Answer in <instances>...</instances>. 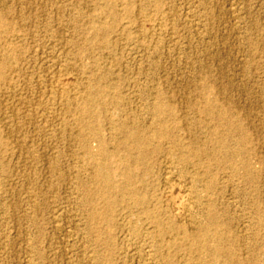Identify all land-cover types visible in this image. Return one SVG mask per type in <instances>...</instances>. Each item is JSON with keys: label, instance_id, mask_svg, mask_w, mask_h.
I'll return each instance as SVG.
<instances>
[{"label": "rangeland", "instance_id": "obj_1", "mask_svg": "<svg viewBox=\"0 0 264 264\" xmlns=\"http://www.w3.org/2000/svg\"><path fill=\"white\" fill-rule=\"evenodd\" d=\"M105 2L0 0V13L6 12V22L24 41L20 65L12 79L20 91L9 94L2 90L4 83H0V264H261L264 0H112V8L116 12L120 9L122 16L118 22L102 14ZM126 3L135 15L141 14L138 8L142 5V13L153 15L161 10L163 25L156 30L160 36L154 32L144 40L136 35V24L125 12ZM93 26H103L105 32L94 33ZM121 32L130 34L123 37ZM59 33L68 40L67 53L62 50ZM6 42L0 27V53H5ZM54 61L74 65L79 78L87 80V93L79 91L71 96L80 103L88 94L93 101L88 111L77 105L65 109L58 99L46 93ZM39 92L42 99L36 96ZM18 94L22 101H18ZM38 98L45 103L46 111L26 101L38 102ZM158 103L164 106L162 113L154 109ZM158 130L165 134L157 133ZM129 132L151 137V143L143 150L159 144L162 151L141 154L133 148ZM96 138H102L112 149L109 169L104 171L114 172L113 181L120 190H107L102 182L91 179V157L82 143L87 141L94 153L98 146ZM168 164L173 167L169 174L164 169ZM123 167H130V181L122 176ZM167 176L182 182L185 193L198 195L200 202L197 199L199 203L188 222L195 229L191 234H207H203V239L207 237L203 243L207 249L222 241L227 246L221 244L234 249L231 250L235 259L219 256L214 261L211 254L204 259L189 249L187 243H193L192 236L186 245L179 246L187 238L181 232L155 235L152 219L147 217L144 207L148 204L151 208L159 202L166 206L163 190ZM212 177L216 184L211 193L205 192L206 182ZM135 196L145 197L148 203H135ZM207 209H212L216 217L210 230ZM92 212L97 214L96 219L91 218ZM159 253L168 254H160L161 257Z\"/></svg>", "mask_w": 264, "mask_h": 264}, {"label": "bare ground", "instance_id": "obj_2", "mask_svg": "<svg viewBox=\"0 0 264 264\" xmlns=\"http://www.w3.org/2000/svg\"><path fill=\"white\" fill-rule=\"evenodd\" d=\"M106 2V4H105V9L103 10V13L102 14H104V17L105 16H111L112 18H113V21L112 22H114V21H117L118 22V19H119V13L118 12H120L119 10V8L118 7H116V8H118L119 10H118V12H116L113 8H112V6L114 5V3L112 2V0H105ZM129 1V0H128ZM143 1V0H142ZM20 2V1H19ZM35 2V1H34ZM40 2V1H39ZM117 2V1H116ZM118 2H119V0H118ZM131 2V1H130ZM45 3V2H44ZM36 4V3H35ZM78 4V3H77ZM131 4V3H130ZM116 6L117 5H119V4H115ZM132 5V4H131ZM26 6V5H25ZM46 6V5H45ZM55 6V5H54ZM57 6V5H56ZM58 7V6H57ZM73 7V6H72ZM122 7V6H121ZM141 7V6H140ZM142 7H143V5H142ZM141 7V8H142ZM154 7V6H153ZM56 8V7H55ZM103 8V7H102ZM115 8V7H114ZM141 8H138L139 10V12L141 13V14H139V15H135L134 13H133V11L131 10V8L129 7V4L128 3H126V6H125V12L127 13V15H128V17H129V20L131 21V22H133L134 24H136V29H137V31L135 30V34L137 35V34H139V36L140 37H142L141 39H143L144 38V40H145V38H149L150 36H152V34L154 33V32H156V30H159V27L161 26L162 27V23H163V21H162V19H163V16H161L160 14V12H161V10L159 11V9H157V11L156 12H154L155 14H153V12H152V14L153 15H151V14H147V13H145V12H141L140 11V9ZM146 8V7H145ZM156 8V7H155ZM168 8H170V7H168ZM18 10V9H17ZM22 10V9H21ZM72 10V9H71ZM79 10V9H78ZM81 10V9H80ZM102 10V9H101ZM144 10V9H143ZM42 11V10H41ZM148 11V10H147ZM168 11V10H167ZM23 12V11H22ZM72 12H74V11H72ZM79 12V11H78ZM81 12V11H80ZM79 12V13H80ZM151 12V11H150ZM149 12V13H150ZM59 13V12H58ZM82 13V12H81ZM80 13V14H81ZM94 13V12H93ZM126 13L125 14H123V16L124 15H126ZM136 13V12H135ZM23 14V13H22ZM73 14V13H72ZM101 14V15H102ZM121 14V13H120ZM235 14V13H234ZM75 15V14H74ZM87 15V14H86ZM85 15V16H86ZM90 15H91V11H90ZM122 15V14H121ZM162 17V19L160 18V16ZM165 15V14H164ZM5 16H6V12H4V13H0V27H2L3 29H4V34H5V38L7 39V42H6V44L4 45V52L5 53H0V83H4V86H3V91H7V93H9V92H12V93H14V94H16V93H18L19 91H20V89L21 88H19V86L15 83V82H12V79L14 78V73L15 72H17V70H18V66L20 65L19 64V62L21 61V58H22V54H21V44H22V42H24V41H22V38H21V34H19L18 32H16L15 30H13L12 29V27H11V25H9L7 22H6V20H5ZM32 16H34V15H32ZM68 16H69V14H68ZM71 16V15H70ZM97 16V15H96ZM159 16V17H158ZM236 16V15H235ZM26 17V16H25ZM90 17H92V16H90ZM120 17H122V16H120ZM82 18V17H81ZM167 20H169V17L167 16ZM237 18V17H236ZM19 19V18H18ZM34 19H36V18H34ZM73 19V18H72ZM72 19H71V21H72ZM97 19H98V17H97ZM101 19V18H100ZM121 19V18H120ZM123 19V18H122ZM128 19V18H127ZM9 20V19H8ZM25 20V19H24ZM61 20V19H60ZM33 21H36V20H33ZM124 21V20H123ZM122 21V22H123ZM162 21V22H161ZM65 22V21H64ZM78 22V21H77ZM95 22V21H94ZM121 22V23H122ZM171 22V21H170ZM55 23V22H54ZM26 24V23H25ZM120 24V23H119ZM165 24H167V23H165ZM3 25V26H2ZM45 25V24H44ZM110 25H111V23H110ZM115 25H116V23H115ZM121 25V24H120ZM122 25H123V23H122ZM169 25H170V23H169ZM56 26V25H55ZM60 26V25H59ZM63 26H65V24L63 25ZM84 26V25H83ZM104 26V25H103ZM103 26H93V30H94V33H97V34H100V33H102L103 31L105 32V30H104V28H103ZM112 26V25H111ZM126 27V26H125ZM135 27V26H134ZM167 27H169V26H167ZM40 28V27H39ZM65 28V27H64ZM68 28H70V27H68ZM127 28V27H126ZM125 28V29H126ZM166 28V27H165ZM77 29V28H76ZM114 29V28H113ZM170 29V28H169ZM211 29V28H210ZM49 30V29H48ZM55 30V29H54ZM62 30V29H61ZM118 30V29H117ZM127 30V29H126ZM163 30V29H162ZM173 30V29H172ZM75 31V30H74ZM87 31V30H86ZM120 31V30H119ZM55 32V31H54ZM71 32V31H70ZM69 32V33H70ZM138 32V33H137ZM50 33V32H49ZM61 33V32H60ZM60 33H59V38L61 39V42H62V44H63V52L64 53H67L66 52V50H67V47L68 46H66L67 45V43H68V40L67 39H65L64 37H63V34L62 35H60ZM122 34V36L124 35H126V34H128V33H123V32H121ZM162 33V32H161ZM130 34V33H129ZM132 34V33H131ZM156 34H158V36H160V34H159V32H156ZM103 35V34H102ZM133 35V34H132ZM154 35V34H153ZM162 35V34H161ZM164 35V34H163ZM123 36V37H124ZM198 36V35H197ZM202 36V35H201ZM23 37V36H22ZM128 37H130V35L128 36ZM136 37V36H135ZM154 37V36H153ZM152 37V38H153ZM166 37V36H165ZM134 38V37H133ZM139 37H137V39H138ZM151 38V37H150ZM114 39V38H113ZM132 39V38H131ZM170 39V38H169ZM74 40V39H73ZM135 39H133L132 41H134ZM148 40V39H147ZM164 40V39H163ZM125 41V40H124ZM141 41V40H140ZM155 41V40H154ZM158 42H159V40H157ZM161 41V40H160ZM130 43V42H129ZM151 43H153V42H151ZM155 43H156V41H155ZM155 43H154V47H156L155 46ZM160 43V42H159ZM1 44V43H0ZM34 44V43H33ZM23 45V44H22ZM134 45V44H133ZM142 45V44H141ZM151 45V44H150ZM156 45H158V44H156ZM149 46V45H148ZM58 47V46H57ZM136 47V46H135ZM145 47V46H144ZM147 47V46H146ZM145 47V48H146ZM150 47H152V46H150ZM158 47V46H157ZM62 48V47H61ZM142 48V47H141ZM153 48V47H152ZM44 49V48H43ZM148 49H150V48H148ZM147 49V50H148ZM41 50V49H40ZM60 50V49H59ZM116 50V49H115ZM120 50V49H119ZM153 50V49H152ZM151 50V51H152ZM154 50H156L155 48H154ZM158 50V49H157ZM62 52V53H63ZM69 52V51H68ZM70 53V52H69ZM158 53V52H157ZM160 53V52H159ZM149 54V53H148ZM59 55H60V53H59ZM65 55V54H64ZM73 55V54H72ZM135 55V54H134ZM61 56V55H60ZM70 56V55H69ZM65 57V56H64ZM35 58H36V56H35ZM67 58H69V57H67ZM71 58V57H70ZM89 58V57H88ZM251 58V57H250ZM110 59V58H109ZM114 58H112V60H113ZM67 61H69L68 59H67ZM77 61V60H76ZM97 61V60H96ZM57 62V61H56ZM66 62V61H65ZM70 62V61H69ZM80 62V61H79ZM95 62V61H94ZM46 63V62H45ZM72 63V62H71ZM78 63V62H77ZM250 63V62H249ZM65 64V63H64ZM56 64L55 63V61H54V65L49 69V72H50V74H51V77H52V79H51V77H50V83H49V89L47 88V87H45V88H47L48 89V91L46 92L45 90H43V91H45L46 93H48V94H50L51 96H54L55 97V99H58V102H61V105L63 106L64 105V107H65V109H66V107H70V106H78L80 109H82V110H86V111H88L89 109H90V107L92 106V104H93V101H92V99H91V97L87 94H85L84 95V99H83V101L82 102H80V103H78V102H75V100L72 98V96H71V93H74V92H79V91H81V92H83V93H87V90H89V89H87L88 88V83L84 80H82V79H80L79 78V73H77L78 71H77V69L74 67V65H72V64ZM81 64V63H80ZM48 65V64H47ZM46 65V66H47ZM97 65V64H96ZM25 66V65H24ZM77 66V65H76ZM80 66V65H79ZM250 66V65H249ZM45 67V66H44ZM50 67V66H49ZM48 67V68H49ZM100 67V66H99ZM109 67V66H108ZM43 68V67H42ZM76 70H75V69ZM79 68H81V67H79ZM47 68H45V70H46ZM117 69V68H116ZM45 70H43V71H45ZM74 70L75 71H77V72H74ZM79 70V69H78ZM82 70H83V67H82ZM46 71H48V69L46 70ZM45 71V72H46ZM80 71V70H79ZM91 71V70H90ZM41 72V71H40ZM103 72V71H102ZM43 73V72H42ZM81 73V72H80ZM86 73V72H85ZM112 73V72H111ZM39 74H41V73H39ZM44 74V73H43ZM49 74V75H50ZM82 74V73H81ZM80 74V75H81ZM102 74V73H101ZM110 74V73H109ZM30 75V74H29ZM42 75V74H41ZM41 75H39L40 77H41ZM31 76V75H30ZM128 76V75H127ZM32 77V76H31ZM34 77V76H33ZM38 76H36V78H37ZM39 77V78H40ZM43 77H45V76H43ZM47 77V76H46ZM126 77V76H125ZM128 78V77H127ZM26 79H28V78H26ZM38 79V78H37ZM43 79V78H42ZM47 78H45V80H46ZM86 79V78H85ZM36 80V79H35ZM49 80V79H48ZM110 80V79H109ZM26 81V80H25ZM42 81V80H41ZM116 81V80H115ZM37 82H40V80L39 81H37ZM89 82V81H88ZM132 82V81H131ZM24 83H26V82H24ZM43 83V82H42ZM127 83V82H126ZM23 84V83H22ZM46 84H48V82H46ZM31 85V84H30ZM43 85V84H42ZM103 85V84H102ZM165 85V84H164ZM48 86V85H47ZM101 86V85H100ZM167 86V85H166ZM21 87V86H20ZM102 89H103V87H101ZM44 89V88H43ZM24 90V89H23ZM30 91V90H29ZM24 92V91H23ZM6 93V92H5ZM82 93V94H83ZM89 94H90V92H88ZM10 94V93H9ZM30 94V93H29ZM38 94H41L40 92L39 93H37V95L36 96H39ZM45 93H43V95H44ZM48 94H47V96H48ZM21 95V94H20ZM25 95H27L26 93H25ZM49 95V96H50ZM75 95V94H74ZM80 95V94H79ZM16 96V95H15ZM18 96H19V94H18ZM18 96H16V98L18 97ZM41 96V95H40ZM39 96V97H40ZM46 96V95H45ZM44 96V97H45ZM47 96L45 97V100L47 99ZM81 96V95H80ZM79 96V97H80ZM83 96V95H82ZM112 96V95H111ZM20 97L21 96H19V99H18V101L19 100H21L22 101V99H20ZM22 97H24V96H22ZM31 97H33V96H31ZM30 97V98H31ZM75 97H76V95H75ZM15 98V99H16ZM25 98H27L26 96H25ZM29 98V97H28ZM27 98V99H28ZM41 98V97H40ZM40 98H38V99H40ZM95 98V97H94ZM33 100H35L34 98H32ZM32 99H30V100H26L27 101V103H31L32 105H34V104H36L35 105V107H37V109L38 108H44V105L43 104H45V103H43V100H38V102L37 101H35V102H33L32 101ZM75 99H77V98H75ZM81 99V100H82ZM17 100V99H16ZM49 100V99H48ZM60 100V101H59ZM78 100V99H77ZM79 100H80V98H79ZM47 101V100H46ZM57 101V100H56ZM56 101H54V103L56 102ZM174 101V100H173ZM189 101V100H188ZM228 101V100H227ZM0 102H2V101H0ZM33 102V103H32ZM18 103H20V102H18ZM22 103V102H21ZM20 103V104H21ZM24 103L26 104V105H28L25 101H24ZM53 103V105L55 106V104ZM172 103V102H171ZM12 104V103H11ZM49 104H50V102H49ZM58 104V103H57ZM56 104V105H57ZM30 105V104H29ZM28 105V106H29ZM180 105V104H179ZM15 106H16V103H15ZM47 106V105H46ZM171 106V105H170ZM14 107V106H13ZM27 107V106H26ZM31 107V106H30ZM57 107V106H56ZM56 107H54V108H56ZM12 108V107H11ZM31 108H33V107H31ZM30 108V109H31ZM59 107H57V109H58ZM3 109H4V107H3ZM25 109V108H24ZM27 109H29L28 107H27ZM45 109V108H44ZM60 109V108H59ZM58 109V110H59ZM76 109H77V107H76ZM154 109H155V111L157 112V113H162V111L164 110V106H163V104H156L155 106H154ZM36 109H34L33 111H35ZM47 109H45V111H46ZM50 110V109H49ZM54 110V109H53ZM73 110V109H72ZM5 111V110H4ZM12 111H14L13 109H12ZM36 111H38V110H36ZM42 111H44V110H42ZM41 111V112H42ZM68 111V110H67ZM48 112V111H47ZM59 112H61V111H59ZM13 112H11V114H12ZM34 113V112H33ZM55 113H57L56 111H55ZM64 113V112H63ZM8 114V113H7ZM14 115H15V111H14V113H13ZM26 114V113H25ZM62 114V113H61ZM4 115V114H3ZM22 115V114H21ZM16 116V115H15ZM29 116V115H28ZM49 116V115H48ZM60 116V115H59ZM31 117H32V115H31ZM61 117V116H60ZM62 117H63V114H62ZM136 118V117H135ZM28 119V118H27ZM37 119V118H36ZM30 120V119H29ZM45 120V119H44ZM58 120V119H57ZM65 120V119H64ZM9 121H10V118H9ZM22 121V120H21ZM36 121V120H35ZM49 121V120H48ZM60 121H61V119H60ZM62 121H63V118H62ZM69 121V120H68ZM67 121V122H68ZM22 122H24V121H22ZM32 122V121H31ZM46 122V121H45ZM53 123L54 122H56V121H52ZM47 123V122H46ZM57 123V122H56ZM70 123V122H69ZM34 124V123H33ZM36 124V123H35ZM51 124V123H50ZM59 124H62V123H59ZM68 124V123H67ZM127 124V123H126ZM13 125V124H12ZM48 125V124H47ZM87 125V124H86ZM46 126V125H45ZM51 126V125H50ZM62 126V125H61ZM15 127V126H14ZM49 127V126H48ZM57 127H58V124H57ZM60 127V126H59ZM87 127H88V125H87ZM90 127V126H89ZM209 127V126H208ZM7 128V127H6ZM23 128V127H22ZM41 128H43V127H41ZM62 128V127H61ZM24 129V128H23ZM54 129V128H53ZM56 129H58V128H56ZM88 129V128H87ZM64 130H66V129H64ZM50 131V130H49ZM56 131V130H55ZM91 131V130H90ZM145 131V130H144ZM158 131H160V130H158ZM157 131V133H159V134H165L163 131H160V132H158ZM14 132V131H13ZM188 132V131H187ZM39 133V132H38ZM63 133H64V131H63ZM20 134V133H19ZM60 134V133H59ZM75 134V133H74ZM155 135H156V133H154ZM120 135V134H119ZM118 135V136H119ZM52 136H53V133H52ZM97 136V135H96ZM127 136L131 139V141L133 142V148L134 149H136L137 151H139L141 154H145V153H148V152H161L162 151V146L161 145H159V144H157V145H155L154 144V146H153V148L151 149V150H147V151H145V150H143V147H145L146 148V146L149 144V143H151V137L150 138H148V137H146V136H143V135H141L140 133H138V132H129L128 134H127ZM157 136H159L158 134H157ZM156 136V137H157ZM162 136V135H161ZM22 137H24V136H22ZM29 137V136H28ZM41 137V136H40ZM51 137V136H50ZM99 137V136H98ZM117 137V136H116ZM92 138V137H91ZM21 139V138H20ZM76 139H78V138H76ZM81 138L79 137V139L78 140H80ZM87 139V138H86ZM97 139V141H98V146H97V149H96V151L93 153L92 152V150L88 147V145H87V141H83V146L86 148V153H87V155L89 156V157H91V165L93 166V169L91 170V179L93 180V181H96V182H102L103 184H104V187L107 189V190H111V189H114V188H118L119 190H120V187H119V185H115V183H114V181H113V177H114V172L113 171H111V169L110 170H107L106 172L104 171L105 169H109L108 167V159L111 157V151L110 150H112V149H110L109 148V146L106 144V142L102 139V138H96ZM207 139V138H206ZM50 140H52V139H50ZM24 141V140H23ZM63 141V140H62ZM92 141V140H91ZM119 141V140H118ZM155 141V140H154ZM75 142V141H74ZM79 142V141H78ZM2 143V142H1ZM22 143V142H21ZM33 143V142H32ZM50 143H51V141H50ZM54 143V142H53ZM25 144V143H24ZM77 144V143H76ZM80 144V143H79ZM82 144H81V146H82ZM61 145V144H60ZM60 145H58V146H60ZM69 145V144H68ZM67 145V146H68ZM43 146V145H42ZM52 146V145H51ZM66 147V146H65ZM210 148V147H209ZM56 152V151H55ZM237 152V151H236ZM204 153V152H203ZM37 154V153H36ZM80 154V153H79ZM140 154V155H141ZM11 155V154H10ZM33 155V154H32ZM31 155V156H32ZM73 155V154H72ZM139 155V157H141ZM30 156V157H31ZM34 156V155H33ZM180 156V155H179ZM202 156V155H201ZM44 157V156H43ZM53 157V156H52ZM69 158H70V156H68ZM74 157V156H73ZM37 158V157H36ZM197 158H199V157H197ZM201 158V157H200ZM210 159L212 158V156H210L209 157ZM27 159V158H26ZM29 159V158H28ZM202 159V158H201ZM205 159V158H204ZM207 159V158H206ZM209 159V160H210ZM36 160V159H35ZM73 160V159H72ZM170 160V159H169ZM42 161V160H41ZM76 161V160H75ZM79 161V160H78ZM7 162V161H6ZM14 162V161H13ZM33 162V161H32ZM53 162V161H52ZM169 162V161H168ZM125 162L123 161L122 162V164H124ZM175 163V162H174ZM19 164V163H18ZM24 164V163H23ZM51 164V163H50ZM165 164H167V163H165ZM192 164V163H191ZM25 165H27V164H25ZM52 165V164H51ZM71 165H73V164H71ZM185 165V164H184ZM49 166V165H48ZM24 167V166H23ZM22 167V168H23ZM31 167H32V165H31ZM53 167V166H52ZM55 168V167H54ZM59 168V167H58ZM172 165L171 164H168V165H166L165 167H164V169H165V171H166V173L167 174H169V173H172L171 171H173L172 170ZM30 169V168H29ZM11 170V169H10ZM9 170V171H10ZM23 170V169H22ZM90 170V169H89ZM211 170V169H210ZM12 171V170H11ZM44 171V170H43ZM50 171V170H49ZM164 171V172H165ZM202 171V170H201ZM4 172V171H3ZM76 172V171H75ZM50 173V172H49ZM54 173V172H53ZM73 173V172H72ZM185 173V172H184ZM21 174V173H20ZM57 174V173H56ZM80 174V173H79ZM181 174V173H180ZM190 174V173H189ZM199 175H201L200 173H198ZM31 175V174H30ZM37 175V174H36ZM72 175V174H71ZM83 175V174H82ZM122 176L127 180V181H130L131 180V178H133V173H132V171H131V169H130V167H123V170H122ZM181 176V175H180ZM196 176V175H195ZM18 177V176H17ZM170 176H167L166 177V181H165V183H164V190H163V195H164V198H165V201H163V202H166L167 204H166V206H164L163 204H161L160 202H159V204H157V205H155L154 207L152 206L151 208H150V206H147L148 204V201H147V203H146V201H145V197H141V196H135L134 198H135V203L137 202L138 204L139 203H141L142 205H146V207H144V211H146V215H147V217L148 218H151L152 219V221H150L152 224H151V229H152V231L155 233V235L156 236H163V235H165V234H169V235H171L172 236V234H174V233H176V232H181L182 234H184V236H186L187 238H183V241H182V245H179V246H184V245H186V240H189L188 238H190V236H192L193 237V239H194V241H193V243H190V244H188L187 243V245H189L190 246V250H191V252L192 251H194L195 253H198L199 254V256L200 257H203L204 258V256L205 255H207V254H211L212 255V258L211 259H213L214 261L217 259V257H219V256H227V257H233L232 255L234 254L233 253V251L232 250H234V249H232V248H230L229 246L228 247H226L227 245L225 244V243H223L222 241H221V243H223V244H225V245H223V244H221L220 243V241H216L218 244H215L216 242H215V238H212L213 240L212 241H214L215 243V245L213 246V248L211 249L210 247V249H207L206 247H205V245H203V243L206 241L205 239L207 238H205V239H203L204 237H203V234L201 235V234H199V235H192L191 233H193L192 231L193 230H195L194 229V226H190V224H188V222L190 223V216H191V212H193L192 210H194V208H195V206L200 202V200L197 198L198 197V195L196 196H193L192 195V193H191V195L190 194H188V191L185 193V191H184V188H186L185 186H184V184H182V182H180V181H175V180H172V179H170L169 178ZM191 177V176H190ZM194 177V176H193ZM199 177V176H198ZM215 177V176H214ZM197 178V177H196ZM195 178V179H196ZM216 178V177H215ZM215 178H211L210 180H208L207 182H206V186H205V192H210L212 189H211V187L213 186V185H215L216 184V180H215ZM181 179H182V176H181ZM194 179V178H193ZM199 179H201V178H199ZM207 179V178H206ZM89 180H90V178H89ZM187 180V179H186ZM192 180V179H191ZM197 180V179H196ZM195 180V181H196ZM185 181V180H184ZM194 181V180H193ZM194 181V182H195ZM203 181V180H202ZM204 181H206V180H204ZM188 182V181H187ZM31 183V182H30ZM45 183V182H44ZM58 183V182H57ZM191 184H192V182H190ZM235 183V182H234ZM33 184V183H32ZM87 184H88V182H87ZM198 184V183H197ZM84 185V184H83ZM90 184H88V186H89ZM255 185V184H254ZM26 186V185H25ZM30 186V185H29ZM40 186V185H39ZM55 186V185H54ZM74 186V185H73ZM184 186V187H183ZM189 187H190V185H188ZM188 186H187V188H188ZM24 187V186H23ZM27 187V186H26ZM37 187V186H36ZM146 187V186H145ZM192 187H195L194 186V184L192 185ZM191 187V188H192ZM49 188V187H48ZM53 188V187H52ZM233 188V187H232ZM197 189H199V188H197ZM211 189V190H210ZM230 189V188H229ZM42 190V189H41ZM188 190H189V188H188ZM200 190V189H199ZM202 190V189H201ZM200 190V191H201ZM26 191V190H25ZM31 191H32V189H31ZM40 191V190H39ZM45 191V190H44ZM52 191V190H51ZM192 191V189L190 190V192ZM34 192V191H33ZM189 192V193H190ZM195 192V191H194ZM204 192V193H205ZM32 193V192H31ZM134 193V192H133ZM151 193V192H150ZM211 193V192H210ZM209 193V194H210ZM104 194V193H103ZM130 194H132V193H130ZM79 195V194H78ZM207 196H208V194H207ZM48 197V196H47ZM51 197V196H50ZM56 197V196H55ZM150 197V196H149ZM200 197V196H199ZM219 197V196H218ZM205 198V197H204ZM23 199V198H22ZM33 199V198H32ZM35 199V198H34ZM39 199V198H38ZM197 199H198V203H197ZM206 201V200H205ZM78 203V202H77ZM126 203V202H125ZM134 203V204H135ZM154 203V202H153ZM158 203V202H157ZM46 204V203H45ZM131 204V203H130ZM33 205V204H32ZM55 205V204H54ZM141 205V206H142ZM200 205V204H199ZM34 206V205H33ZM126 206V205H125ZM29 207V206H28ZM31 207V206H30ZM198 207V206H197ZM201 207V206H200ZM205 207V206H204ZM68 208V207H67ZM143 208V207H142ZM210 208V207H209ZM64 209V208H63ZM75 209V208H74ZM109 209V208H108ZM197 209V208H196ZM69 210H70V208H69ZM118 210V209H117ZM198 210V209H197ZM196 210V211H197ZM212 210V209H211ZM211 210H209V209H207L205 212H207V216H208V220H206V221H208L209 222V226H208V228H209V230L211 229L210 227L212 226V225H215V223H216V217H215V213L214 212H212ZM16 211H17V209H16ZM21 211V210H20ZM31 211V210H30ZM53 211V210H52ZM195 211V212H196ZM203 211H204V209H203ZM140 212V211H139ZM203 213V212H202ZM65 214H66V212H65ZM193 214V213H192ZM52 215V214H51ZM145 215V214H144ZM145 215V216H146ZM205 215V214H204ZM38 216V215H37ZM56 216V215H55ZM59 216V215H58ZM71 216H72V214H71ZM85 216V215H84ZM92 217V219H96L97 218V214H95V212L93 213L92 212V215H91ZM128 216V215H127ZM129 216H131V215H129ZM144 216V217H145ZM198 216H200L199 214H198ZM206 216V215H205ZM60 217V216H59ZM136 217V216H135ZM147 217H145V219L147 218ZM192 217V216H191ZM194 217V216H193ZM196 217V216H195ZM201 217V216H200ZM55 218H57V217H55ZM73 218V217H72ZM63 219V218H62ZM71 219V218H70ZM69 219V220H70ZM150 219V220H151ZM202 219V218H201ZM50 220H51V218H50ZM59 220V219H58ZM75 220V219H74ZM148 220V219H147ZM196 220H197V218H196ZM230 220V219H229ZM87 221V220H86ZM69 222V221H68ZM76 222H78V221H76ZM126 222V221H125ZM124 222V223H125ZM135 222V221H134ZM148 222V221H147ZM207 222V223H208ZM191 223H193V222H191ZM194 223H195V221H194ZM201 224V223H200ZM72 225V224H71ZM130 225V224H129ZM135 225V224H134ZM148 225V224H147ZM194 225V224H193ZM198 225V224H197ZM128 226V225H127ZM142 226V225H141ZM149 226V225H148ZM251 226V225H250ZM58 227V226H57ZM67 227V226H66ZM123 227V226H122ZM136 227V226H135ZM134 227V228H135ZM58 228H60V227H58ZM65 228V227H64ZM64 228H63V230H64ZM145 228V227H144ZM212 228H213V226H212ZM56 229V228H55ZM70 229V228H69ZM150 229V228H149ZM17 230V229H16ZM60 230H61V228H60ZM126 230V229H125ZM133 230V229H132ZM197 230V229H196ZM21 231V230H20ZM25 230H23V232H24ZM67 231V230H66ZM88 231V230H87ZM26 232V231H25ZM56 232V231H55ZM59 232V231H58ZM65 232V231H64ZM174 232V233H173ZM66 233V232H65ZM135 233V232H134ZM152 233V232H151ZM68 234V233H67ZM87 234V233H86ZM141 234H142V232H141ZM149 234V233H148ZM177 234V233H176ZM180 234V233H179ZM219 234V233H218ZM129 235V234H128ZM154 235V236H155ZM169 235H168V238H169ZM207 234H204V236H206ZM210 235V234H209ZM216 235V234H215ZM70 236V235H69ZM74 236V235H73ZM87 236V235H86ZM151 236V235H150ZM153 236V235H152ZM155 236V237H156ZM183 236V237H184ZM82 237V236H81ZM175 237V236H174ZM178 237V236H177ZM218 237H221L220 235L218 236ZM217 237V238H218ZM24 238V237H23ZM69 238V237H68ZM152 238V237H151ZM181 238V237H180ZM209 238H211V237H209ZM222 238V237H221ZM221 238H219V239H221ZM26 239V238H25ZM74 239V238H73ZM78 239V238H77ZM83 239V238H82ZM93 239V238H92ZM150 239V238H149ZM153 239H154V237H153ZM158 239V238H157ZM174 239V238H173ZM172 239V240H173ZM192 239V238H191ZM192 239V240H193ZM215 239V240H214ZM30 240V239H29ZM67 240V239H66ZM152 240V239H151ZM166 240H167V238H166ZM222 240V239H221ZM7 241V240H6ZM17 241V240H16ZM20 241V240H19ZM156 241V240H155ZM165 241V240H164ZM167 241H169V240H167ZM171 241V240H170ZM177 241V240H176ZM224 241V240H223ZM9 242V241H8ZM14 242V241H13ZM146 242V241H145ZM149 242V241H148ZM160 242V241H159ZM175 242V241H174ZM173 242V243H174ZM19 243V242H18ZM79 243V242H78ZM86 243V242H85ZM15 244V243H14ZM28 244V243H27ZM149 244V243H148ZM165 244V243H164ZM177 244V243H176ZM211 244V243H210ZM166 245H169V244H166ZM172 245V244H171ZM206 245H208V243L206 244ZM244 245V244H243ZM8 246V245H7ZM24 246V245H23ZM153 246V245H152ZM155 246V245H154ZM160 246H161V244H160ZM29 247V246H28ZM59 247V246H58ZM169 247H172V246H169ZM186 247V246H185ZM6 248V247H5ZM67 248V247H66ZM157 248V247H156ZM155 247H154V249H156ZM27 249V248H26ZM72 249V248H71ZM129 249V248H128ZM153 249V250H154ZM232 249V250H231ZM9 250V249H8ZM83 250V249H82ZM137 250V249H136ZM160 250V249H159ZM65 251H66V249H65ZM149 251V250H148ZM158 251V250H157ZM168 251V250H167ZM61 252V251H60ZM69 252V249H68V251H67V253ZM70 252L72 253V251L70 250ZM126 252V251H125ZM131 252V251H130ZM132 252H134V251H132ZM165 252V251H164ZM188 252H190V251H188ZM187 252V253H188ZM28 253V252H27ZM36 253V252H35ZM76 253H77V251H76ZM82 253V252H81ZM90 253V252H89ZM128 253V252H127ZM153 253V252H152ZM163 253V252H162ZM162 253H159V255L161 254L162 255ZM4 254V253H3ZM62 254V253H61ZM73 254V253H72ZM87 254V253H86ZM92 254V253H91ZM115 254V253H114ZM165 254H168V253H165ZM164 254V255H165ZM170 254V253H169ZM5 255V254H4ZM7 255V254H6ZM24 255V254H23ZM148 255V254H147ZM160 255V256H161ZM164 255H162V256H164ZM189 255V254H188ZM70 256V255H69ZM78 256V255H77ZM81 256V255H80ZM128 256V255H127ZM161 256V257H162ZM191 256H193L192 254H191ZM32 257V256H31ZM68 257V256H67ZM82 257V256H81ZM96 257V256H95ZM98 257V256H97ZM170 257V256H169ZM169 257L167 256V257H165L166 258V260H168L169 261ZM181 257V256H180ZM186 257H187V255H186ZM194 257V256H193ZM196 257V256H195ZM226 257V258H227ZM24 258V257H23ZM40 258V257H39ZM71 258V257H70ZM80 258V257H79ZM164 258V257H163ZM198 258V257H197ZM230 258V259H231ZM234 259H235V257H233ZM2 259V258H1ZM100 259V258H99ZM180 259V258H179ZM205 259V258H204ZM26 261H27V258L25 259ZM67 260V259H66ZM69 260V259H68ZM71 260V259H70ZM78 260V259H77ZM171 260V259H170ZM185 260V259H184ZM187 260V259H186ZM201 260H202V258H201ZM263 260V259H262ZM32 261V260H31ZM165 261V260H164ZM167 261V262H168ZM190 261V260H189ZM198 261V260H197ZM213 261V262H214ZM74 262V261H73ZM77 262V261H76ZM75 262V263H76ZM93 262H94V260H93ZM99 262H100V260H99ZM149 262V261H148ZM154 262V261H153ZM171 262V261H170ZM81 263V262H80ZM96 263V262H95ZM146 263V262H145ZM163 263V262H162ZM197 263V262H196ZM215 263V262H214ZM72 264V263H71ZM91 264V263H90ZM97 264V263H96ZM102 264V263H101ZM149 264V263H148ZM151 264V263H150ZM154 264V263H153ZM156 264V263H155ZM257 264H259V262H257ZM261 264H264V262H262Z\"/></svg>", "mask_w": 264, "mask_h": 264}]
</instances>
